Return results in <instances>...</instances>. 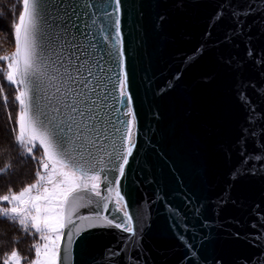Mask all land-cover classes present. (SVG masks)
I'll list each match as a JSON object with an SVG mask.
<instances>
[{
	"label": "water",
	"instance_id": "obj_1",
	"mask_svg": "<svg viewBox=\"0 0 264 264\" xmlns=\"http://www.w3.org/2000/svg\"><path fill=\"white\" fill-rule=\"evenodd\" d=\"M71 7L76 0H39L42 43L48 47L51 37L50 47L64 55L69 43L91 53L85 68L100 80L107 145L122 150L120 121L130 119L114 87L122 70L101 31H112L114 0H80L75 15ZM120 19L125 91L136 116L121 195L136 235L89 228L78 218L119 221L122 213L75 193L66 219L81 232L72 223L63 229L60 264H264V0H121Z\"/></svg>",
	"mask_w": 264,
	"mask_h": 264
},
{
	"label": "snow or ice",
	"instance_id": "obj_2",
	"mask_svg": "<svg viewBox=\"0 0 264 264\" xmlns=\"http://www.w3.org/2000/svg\"><path fill=\"white\" fill-rule=\"evenodd\" d=\"M114 4L112 31L105 28H101V31L105 33V40L113 41L122 70V78L118 76L119 84L114 85L123 97L120 103L128 106L124 115L130 117L120 121L126 126L120 136L122 150H117L113 145L112 151H109L107 145L109 137L98 109L100 80L90 68H85L91 53L79 43H69L67 55H64L62 50L50 47L51 37L48 38V47L42 43L44 37L38 12L39 0H22V11L18 22L14 23L15 51L0 56V61L6 62L4 67H0V73L15 89L13 101L17 107L15 124L11 125L14 141L38 165L34 183L27 184L18 192L9 189L8 194L0 195V202L7 205L0 206V215L18 222L24 232L31 229L38 234V240L33 244L34 259L28 264H60L63 229L72 223V232H81L80 225L66 219V206L75 193H91L105 201V211L109 203H114L117 211L122 213L119 221L116 217L99 214L94 218L79 217L81 221H88L89 228L115 227L136 235L133 217L125 210L127 204L121 195V180L126 178V166L135 149L132 132L136 116L131 107L133 97L125 91L128 73L122 48L121 0H114ZM79 6L80 0H76V7L70 9L73 15ZM83 7L87 8L88 5L84 4ZM68 12L66 8L64 14L68 15ZM231 15L237 21V28H241L243 21L235 12ZM105 16L110 14L106 11ZM68 19L71 21L72 16ZM92 23L96 24L95 18ZM71 27L81 35H88L75 23ZM90 78L96 79L97 83L92 84ZM38 97L46 101L43 107H40ZM0 99L7 110L9 98L4 93L3 84H0ZM7 120H13L12 111L7 112ZM116 132H120V129L117 128ZM9 167L6 165L0 169V173L6 172ZM109 171L117 173L115 180L108 181ZM238 174L234 172L233 178ZM102 176L107 193L103 196ZM71 242L72 236L69 235L67 243ZM2 261L3 264H22V257L19 251L13 250Z\"/></svg>",
	"mask_w": 264,
	"mask_h": 264
},
{
	"label": "rangeland",
	"instance_id": "obj_3",
	"mask_svg": "<svg viewBox=\"0 0 264 264\" xmlns=\"http://www.w3.org/2000/svg\"><path fill=\"white\" fill-rule=\"evenodd\" d=\"M0 4H1L0 5V11H3V14L0 15V56H2V55H10L11 53L14 52V51H12L13 50V43L10 44L8 42L7 38H8V35H11L14 23L18 19V16L20 14V11L22 8V0H0ZM8 4H12V7H9ZM15 16H16V19H15ZM6 43H9V44H6ZM0 64L3 65V67H4L6 62L2 63L0 61ZM5 83L6 84H4V93L6 95H8V98L10 99V101L8 103V107L6 110L4 107V104H3V100L0 99V111L3 110L2 113L0 112V152H2V150L4 149V146H6L8 143L10 145L12 144V137L7 132V127L10 128L11 124H13V125L15 124V109L17 107V105L13 101V97L15 95V89L13 86L8 84L6 80H5ZM8 111L13 112V120L11 122H9L7 120V112ZM19 150L22 151V154L25 157V159H31L28 157V155L24 152V150L21 147H19ZM2 161L4 163L3 165H5L6 161H4L3 158H2ZM32 161H34V160H32ZM34 163H35V161H34ZM27 165L30 166L29 163L22 162L20 157H19V161H17L15 166L13 165L12 169H15V172L17 174H20L21 172H23L24 170H26L28 168ZM37 168H38V165L35 163L34 168L32 169L33 171L31 172V175L29 176V178L27 180L26 179L23 180V182L18 181L19 186L14 191L18 192L23 187H25L27 184L34 183L35 179H36L35 172H36ZM13 174L11 175V173H10L9 174L10 177L14 176ZM2 192H3V194H1V195H5V194H8L9 190H7V191L3 190V191H1V193ZM0 204L7 206L6 202H0ZM16 223H17V225H19L18 222H16ZM19 227H21V226L19 225ZM21 229H22V227H21ZM22 231H23V229H22ZM23 233L25 236H28L27 240H29L28 242H29L30 251H28L26 248L27 247L26 242L24 244L23 243L18 244L20 247L25 248L22 250L18 249V246L16 245V243L15 244L13 243V248H11L9 250V252H7V254L3 256V258H6L7 255H10L11 251L17 250V251H19V253L22 257V264H28V261L34 259L33 244L35 242H37L38 234H34V230H31V229L29 230V232L23 231ZM29 233H32V234H29ZM23 250H25V251H23Z\"/></svg>",
	"mask_w": 264,
	"mask_h": 264
},
{
	"label": "trees",
	"instance_id": "obj_4",
	"mask_svg": "<svg viewBox=\"0 0 264 264\" xmlns=\"http://www.w3.org/2000/svg\"><path fill=\"white\" fill-rule=\"evenodd\" d=\"M1 5V4H0ZM9 7H12V4H8ZM22 11V8H21ZM20 11V13H21ZM3 14V11H0V15ZM16 19V16H15ZM18 22V19L15 21V23ZM12 29V28H11ZM8 42L11 44L13 43V50L15 51V42H14V26L13 30L11 32V35H8ZM6 43V44H9ZM3 63V61H1ZM0 67H3V65L0 64ZM0 84H6L5 80L3 79V73H0ZM10 101V99H9ZM1 113L3 112L0 111ZM5 113V112H4ZM11 124V123H10ZM13 125V124H11ZM7 132L11 135L12 137V144L10 145L9 143L4 146V149L2 152H0V169L5 168L6 165H10L11 167L8 168L6 172L0 173V195L3 194L1 191H7L11 189L14 191L18 186V181L23 182V180H27L29 176L31 175V172L33 171L32 169L34 168V161L32 159H25V157L22 154V151L19 150V146L15 143L14 141V134L11 132V127H7ZM19 157L22 162H27L30 164L26 170L21 172L20 174H17L15 172V169L13 168V165L15 166L17 161H19ZM6 161L5 165H3V161ZM13 174L14 176L10 177V174ZM8 186V187H7ZM7 188V189H6ZM9 188V189H8ZM0 206H4L0 204ZM28 236H25L21 227L17 225L16 222L11 221L10 218H5L2 215H0V264H3L2 258L4 255L9 252L11 248H13V243L18 246V249H25L23 247H20L18 244L19 243H25L27 244V250L30 251L29 248V240ZM24 246V245H23ZM25 251V250H23Z\"/></svg>",
	"mask_w": 264,
	"mask_h": 264
}]
</instances>
